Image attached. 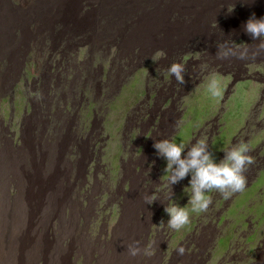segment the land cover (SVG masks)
Here are the masks:
<instances>
[{"label": "rangeland", "instance_id": "1", "mask_svg": "<svg viewBox=\"0 0 264 264\" xmlns=\"http://www.w3.org/2000/svg\"><path fill=\"white\" fill-rule=\"evenodd\" d=\"M253 13L264 0H0V211L13 231L26 209L33 264H264V54L216 57L221 41L256 50ZM66 38L69 63L47 60V41ZM211 74L222 97L207 92ZM201 138L217 160L244 141L255 163L243 192L209 193L206 212L171 230L164 208L182 181L171 188L153 145ZM133 241L154 254L130 256Z\"/></svg>", "mask_w": 264, "mask_h": 264}, {"label": "clouds", "instance_id": "2", "mask_svg": "<svg viewBox=\"0 0 264 264\" xmlns=\"http://www.w3.org/2000/svg\"><path fill=\"white\" fill-rule=\"evenodd\" d=\"M243 28L253 41H259L256 50L252 51L243 46L245 43H236L234 40L231 43L221 41L216 44L217 59L247 60L250 55L255 57L264 54V17L257 18L256 14L253 13ZM168 71L179 84L186 83V67L183 63H172ZM207 92L213 98L222 97V81L217 74L210 75L207 81ZM181 123L178 122L177 126L179 127ZM153 147L156 149L157 155L167 162L164 171L169 174L167 183L171 188L189 175L191 177L190 186L184 189V191L188 188L191 190L187 205L182 207L178 203H164L166 205L164 211L170 217L167 221V227L175 231L181 230L190 223L192 213L206 212L209 209L213 203V198L209 193L218 192L227 200L234 194L243 192L247 186L245 173L249 166L255 163L254 157L249 154L251 149L244 141L225 150L223 158L219 160L203 138L197 140L190 147L182 142L160 139L155 141ZM171 199L169 197L170 201ZM144 200L147 205H151L159 199L154 192L151 195H146ZM162 224L164 221H161ZM154 244L155 242H151L147 246L141 247L139 241H133L126 247L132 257L141 255L151 257L154 254ZM177 253L181 256L184 255L185 248L179 247Z\"/></svg>", "mask_w": 264, "mask_h": 264}, {"label": "bare ground", "instance_id": "3", "mask_svg": "<svg viewBox=\"0 0 264 264\" xmlns=\"http://www.w3.org/2000/svg\"><path fill=\"white\" fill-rule=\"evenodd\" d=\"M142 145H140L141 147ZM139 149V147H138ZM139 151V150H138ZM166 184H163L162 188L166 189ZM189 181L184 182L182 180L181 186L177 187L175 193L172 195L174 203L183 201L186 195L190 194ZM159 190V189H157ZM4 193L0 191V206L4 205L3 201ZM187 198L182 204H186ZM3 214L7 213V209L1 208ZM0 211V264H33L36 259L38 250H41L39 246V240H33L34 244L30 245L26 242L24 234L28 224V215L25 208L18 207L14 216L16 222H13V231L9 229L8 224L3 221V215Z\"/></svg>", "mask_w": 264, "mask_h": 264}, {"label": "trees", "instance_id": "4", "mask_svg": "<svg viewBox=\"0 0 264 264\" xmlns=\"http://www.w3.org/2000/svg\"><path fill=\"white\" fill-rule=\"evenodd\" d=\"M47 38L49 39L48 35H47ZM67 40H68L67 38L63 39L62 41H60L59 45H57L56 47H55V45L54 46L50 45L49 41H47L48 45L45 47L46 48L45 49L46 59L48 60V59H50V57H52L56 61L55 54H57L59 56V58L61 60H63V65L66 66L71 59L70 56L67 55L66 50L64 49L66 46L63 45V44L68 43ZM49 68L51 70V73H48V75L50 76V81H49L47 96H48V98L51 97V100H53V96L55 95L56 90L58 88L56 84L60 78H59V72H57L58 76H57V74L55 75V72L53 74V71L55 70V67L53 64H51V66L49 65L48 69ZM61 69H62V67H61Z\"/></svg>", "mask_w": 264, "mask_h": 264}]
</instances>
